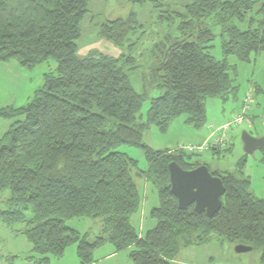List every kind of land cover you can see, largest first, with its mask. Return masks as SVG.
I'll return each mask as SVG.
<instances>
[{
	"label": "trees",
	"instance_id": "16d2710c",
	"mask_svg": "<svg viewBox=\"0 0 264 264\" xmlns=\"http://www.w3.org/2000/svg\"><path fill=\"white\" fill-rule=\"evenodd\" d=\"M150 1L154 8L165 4L161 20L178 19L177 34L154 41L156 61L144 80L146 91L138 93L129 75L137 67L133 55L76 54L88 0H0V60L17 59L27 67L56 62L25 104L0 109L2 117H17L0 138V194L9 190L0 221L24 234L34 253L27 261L10 254L6 264H49L70 244L81 264L98 261L95 252L105 245L126 250L131 264H176L182 247L215 236L234 246L252 245L264 264V198L251 195L249 179L208 165L226 187L221 207L212 216L194 204L181 209L170 190L168 163L184 169L206 163L183 145L152 148L143 140L150 125L164 130L181 114L198 127L206 122L208 96L235 95L236 64L227 58L251 61L252 54L264 53V0H186L181 7ZM137 26L130 12L105 19L97 33L124 46ZM215 31L223 54L218 59L209 51ZM148 85L156 94L143 114ZM243 103L249 107L248 97ZM228 127L211 134L208 149L217 151L214 141L226 138ZM124 145L143 148L147 166L139 168ZM135 176L150 182L158 196L149 212L155 226L143 234L133 222L144 197ZM76 217L96 220L99 233L90 240L89 231L69 226L67 220Z\"/></svg>",
	"mask_w": 264,
	"mask_h": 264
},
{
	"label": "rangeland",
	"instance_id": "374dc122",
	"mask_svg": "<svg viewBox=\"0 0 264 264\" xmlns=\"http://www.w3.org/2000/svg\"><path fill=\"white\" fill-rule=\"evenodd\" d=\"M186 0H167L168 3H176L180 6ZM150 0H88V12L80 21V37L76 40L78 56H85L92 51L107 53L110 55H133L135 57V69L129 70L133 88L139 92H145L144 80L149 78V72L156 61L152 46L154 41L167 36L176 35L175 25L177 18L170 21H163L158 18L165 4L159 8L152 7ZM130 12L135 13L138 26L136 33L124 46L111 43L106 38L98 35V25L105 19L115 17L125 18ZM215 40L209 51L218 59L223 56L221 50V39L218 31ZM229 63H235L237 73L236 83L239 85L235 95H231L226 100L216 96H208L204 107L206 122L198 127L186 122V115L181 114L164 130L156 124L150 125L143 131V140L152 148H171L189 144H210L212 133L218 131L222 125L231 124L226 132V143L218 146L217 151L212 148L202 149L197 152L195 158L200 162L209 165L210 170L237 172L249 179V191L255 198H264V149L257 148L253 153L244 152L241 133L249 131L253 136H264V53L252 54L251 61H239L235 56L229 55ZM56 62L52 59L27 67L20 64L17 59L0 60V109L2 107H19L27 101L29 95L42 83V76L47 71L53 70ZM260 85L261 89L256 90ZM148 94L143 102L141 110H145L149 105V96L156 94L147 86ZM248 97V108L244 105V100ZM246 111L244 113V109ZM241 118V122H237ZM10 117L0 115V138L14 122ZM217 136L214 134L213 137ZM128 155L137 158L138 167L145 168L147 160L144 150L138 146L124 145L121 147ZM244 159V161H243ZM138 187L144 195L142 206L133 222L138 226L143 234L145 231L155 226L156 220L149 214L152 207L158 204L157 191L152 184L144 179L135 176ZM9 194L6 190L0 194V209L4 208V199ZM67 224L80 232H90L88 239L92 240L100 230V225L93 218L76 217L67 220ZM31 243L22 233L16 234L5 227L0 221V264H6V258L10 254H17L19 261H27L30 253ZM107 246V245H105ZM104 246V247H105ZM103 248L96 251L94 258H100ZM127 251L123 250L119 255L111 260H103L97 264H131L126 257ZM260 258L259 249H250L246 252H236L235 246L229 241L218 237H213L201 245L182 247L175 257L176 264H258ZM49 264H81L76 247L70 244L64 250L62 256H50Z\"/></svg>",
	"mask_w": 264,
	"mask_h": 264
},
{
	"label": "water",
	"instance_id": "95a60500",
	"mask_svg": "<svg viewBox=\"0 0 264 264\" xmlns=\"http://www.w3.org/2000/svg\"><path fill=\"white\" fill-rule=\"evenodd\" d=\"M244 152L253 153L257 148L264 149V136H253L249 131L241 133ZM170 190L178 201V207L185 209L194 204L197 212L205 211L212 216L222 205L220 197L226 187L220 176L212 174L208 165L201 163L197 167L184 169L175 161L168 163ZM252 245L237 243L235 251L246 252Z\"/></svg>",
	"mask_w": 264,
	"mask_h": 264
},
{
	"label": "built area",
	"instance_id": "2783aa9c",
	"mask_svg": "<svg viewBox=\"0 0 264 264\" xmlns=\"http://www.w3.org/2000/svg\"><path fill=\"white\" fill-rule=\"evenodd\" d=\"M237 122H241V118L238 119ZM229 125H230V124L222 125L220 129L227 128ZM225 139H226V138H225L224 135H223V136H221V137L216 138L214 142L216 143V145H218V146H222V144H224V140H225ZM207 147H208V144H207V145H206V144H199V146H197V145H193V144H189V145H187V146H184V145H183V148H185L187 151H193V150H194V151H199V150L205 149V148H207Z\"/></svg>",
	"mask_w": 264,
	"mask_h": 264
},
{
	"label": "crops",
	"instance_id": "0c3cea01",
	"mask_svg": "<svg viewBox=\"0 0 264 264\" xmlns=\"http://www.w3.org/2000/svg\"><path fill=\"white\" fill-rule=\"evenodd\" d=\"M119 254H120V252H115L111 247L105 246L103 251H102V254H101L100 258L98 259V262H101L103 260L104 261L105 260H111L112 258L116 257ZM126 257H127V260H128L127 254H126ZM98 262L91 263V264H97Z\"/></svg>",
	"mask_w": 264,
	"mask_h": 264
}]
</instances>
